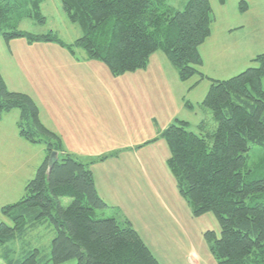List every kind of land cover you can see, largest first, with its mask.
Segmentation results:
<instances>
[{
  "label": "trees",
  "instance_id": "trees-1",
  "mask_svg": "<svg viewBox=\"0 0 264 264\" xmlns=\"http://www.w3.org/2000/svg\"><path fill=\"white\" fill-rule=\"evenodd\" d=\"M43 1L0 0V37L5 42L25 38L29 44H56L79 62L102 63L113 77L145 69L150 57L160 52L180 81L208 79L200 71L199 48L214 22L209 0H187L179 11H172L165 0H59L67 20L82 32L70 45L52 33L33 35L17 29L24 19L45 22ZM248 1L239 2L241 13L248 10ZM218 2L224 5L226 0ZM79 50L84 57H77ZM251 62L255 67L232 78L208 79L210 86L197 106L207 110L211 129L202 121L195 133L188 122L175 119L160 135L169 151L166 165L191 214L211 213L217 221L218 237L214 232L205 235L217 264H264V204L246 202L264 193V178L249 179L245 170L249 145L264 147V53ZM11 111L19 113V136L32 145L43 144L46 156L23 197L2 208L11 226L0 223V245L46 222L55 234L48 259L38 250L17 259L6 251L0 255L4 264H159L132 226L117 222V210L95 189L91 163L116 154L84 161L67 153L40 122L32 99L7 90L0 75V114ZM53 152L57 162L47 176ZM61 198L70 199V204L61 206Z\"/></svg>",
  "mask_w": 264,
  "mask_h": 264
},
{
  "label": "rangeland",
  "instance_id": "rangeland-1",
  "mask_svg": "<svg viewBox=\"0 0 264 264\" xmlns=\"http://www.w3.org/2000/svg\"><path fill=\"white\" fill-rule=\"evenodd\" d=\"M186 1L165 0V3L172 11H179L184 7ZM240 1L242 0H226V3L221 5L218 0H209L214 22L211 27V35L199 48V54L203 60L200 71L208 79L226 80L237 76L247 68L255 67L251 60L264 53V0H249L248 10L244 13L238 10ZM41 14L45 17L43 24L24 19L18 24L17 29L33 35L52 33L66 45L72 44L81 37L80 28L67 20L59 0H44L41 5ZM49 51L67 52L55 44L50 46L44 43L29 44L25 38H16L5 42L0 37V69L3 77L12 84L18 81L11 54L18 63L16 57L22 53ZM159 53L158 55H160ZM77 57H84L83 51H77ZM165 63L169 65L168 62ZM168 67H172L169 69H173L174 76L170 73L172 70L164 71L160 75L146 77V83H144L145 79L141 77L132 88L130 85L134 80L131 76L125 75L122 78L112 76L117 82L114 83L113 89L117 94L118 101L126 107L132 102L140 110L143 107L147 109L148 102L154 108L158 105H166L170 111L177 112L176 119L190 124V131L196 133L197 126L202 121H205L207 130L211 129L213 122L205 120L208 117L207 110L203 111L197 106L203 100L210 81L208 79L200 80L195 76L182 82L173 66ZM157 69L155 65V73ZM148 85H150L149 92ZM181 91L182 93L179 95ZM182 97L184 103L194 107L193 110L179 108ZM163 130L152 124V136L145 134L143 135L146 138L145 141L138 139L139 144L154 138L158 140L155 144L156 151L151 152L154 153L152 155V172L135 173L134 175L126 172L113 173L116 176L113 178V183L120 184L119 196L122 198H119L120 207L109 206V208L117 210L115 213L117 222L121 225L127 222L132 226L159 264H217L205 238L208 232H214L218 237L217 221L211 213L201 217H193L191 214L186 199L179 193L175 178L166 165L169 151L164 140L160 137ZM18 137L24 142L17 140ZM25 142L19 134L15 138L9 136L8 132L4 131L0 125V144H8L17 148L16 156L9 165V170L15 171L12 175L15 182L13 185L6 186L0 183V223L9 226H11V222L1 215L2 208L18 202L23 197L27 182L35 175L37 162H40L38 165L40 166L45 156L43 144L31 145ZM18 143H22L24 147L30 149V153L26 155L25 159L32 163L30 170L28 167L22 168L21 166L22 155L19 149L22 147ZM246 157L245 170L248 171L249 179L264 178V147L250 144ZM5 173L0 170V175ZM135 182L136 185H134ZM59 201L63 207L68 206L71 202L68 198H61ZM246 202L248 204H264V193L255 194ZM97 214L101 215V212ZM105 215L109 216L107 213ZM54 234L53 226L49 222L31 227L22 237L0 245V255L10 251L11 258L17 259L25 253L38 250L40 257L48 259ZM0 264H4L1 259ZM47 264L52 263L48 262Z\"/></svg>",
  "mask_w": 264,
  "mask_h": 264
},
{
  "label": "crops",
  "instance_id": "crops-1",
  "mask_svg": "<svg viewBox=\"0 0 264 264\" xmlns=\"http://www.w3.org/2000/svg\"><path fill=\"white\" fill-rule=\"evenodd\" d=\"M44 44L50 46L53 43ZM159 54L157 52L150 57L145 69L125 74L134 80L130 88L141 77L146 83V77L160 75L164 71L172 70L170 73L174 76L173 69H169L172 67H168L172 65L162 53ZM11 58L18 81L12 84L5 80L0 69L7 90L26 94L32 99L37 107L40 122L60 139L67 153L86 161L116 154L102 161H93L90 171L95 189L102 201L108 207H120L119 198H122L119 196L120 184L113 183V178H116L113 173L126 172L134 175L152 172L154 153L151 152L156 151L155 144L158 140L154 138L139 144L138 139L145 141L143 135L151 134L152 124L163 130L176 119L177 112L170 111L166 105L154 108L150 102L148 108L143 107L142 110L132 102L128 107L123 106L113 89L114 83H117L116 79H113L107 68L97 61L77 62L63 51L22 53L16 57L19 64L13 59L12 54ZM155 65L158 68L156 73ZM181 93L182 91L179 95ZM179 108L189 111L183 97L179 102ZM18 118L17 111L0 114V125L13 138L18 136ZM17 140L21 139L18 137ZM19 145L22 147L18 148L22 155L21 166L30 170L32 163L25 160L30 149L24 147L22 143ZM16 149L8 144H0V170L6 172L0 175V183L3 186L13 185L15 182L12 177L15 171L11 172L9 165L16 156ZM44 152L46 156L45 147ZM39 163L37 162L35 169Z\"/></svg>",
  "mask_w": 264,
  "mask_h": 264
},
{
  "label": "water",
  "instance_id": "water-1",
  "mask_svg": "<svg viewBox=\"0 0 264 264\" xmlns=\"http://www.w3.org/2000/svg\"><path fill=\"white\" fill-rule=\"evenodd\" d=\"M57 162V154L55 152L51 153V155L48 158V163H47V176L53 167V165Z\"/></svg>",
  "mask_w": 264,
  "mask_h": 264
}]
</instances>
